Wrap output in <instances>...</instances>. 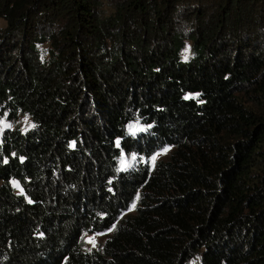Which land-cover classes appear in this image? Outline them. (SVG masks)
Returning a JSON list of instances; mask_svg holds the SVG:
<instances>
[{"label":"trees","instance_id":"16d2710c","mask_svg":"<svg viewBox=\"0 0 264 264\" xmlns=\"http://www.w3.org/2000/svg\"><path fill=\"white\" fill-rule=\"evenodd\" d=\"M19 112L0 264H264V0H0V118Z\"/></svg>","mask_w":264,"mask_h":264},{"label":"rangeland","instance_id":"374dc122","mask_svg":"<svg viewBox=\"0 0 264 264\" xmlns=\"http://www.w3.org/2000/svg\"><path fill=\"white\" fill-rule=\"evenodd\" d=\"M183 55L184 57L189 56L188 46L184 48ZM30 126H32L30 117L23 112H19L14 120H9L6 117H2L0 118V138L3 130L8 127H18L24 130ZM143 128H144L143 126H140V128L135 127L133 133L137 131H141ZM173 149H174L173 145H167L162 149L156 150L152 155H150L148 158H144L143 160L147 161L149 165L153 167L157 161L167 159ZM136 157L137 155L135 153H130V154L122 153L118 161L119 169L123 170L129 168L135 162ZM12 183L18 189L17 183L15 181H12ZM133 213H135V203H133L130 206V208L126 211L125 214H133ZM112 231L113 229L107 230L106 232L84 233L80 239L81 248L86 251L99 249L101 245L104 243L105 239L112 233ZM187 264H200L199 257L193 258Z\"/></svg>","mask_w":264,"mask_h":264}]
</instances>
